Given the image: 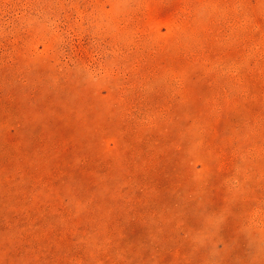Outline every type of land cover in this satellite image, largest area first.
Instances as JSON below:
<instances>
[{"label": "rangeland", "instance_id": "374dc122", "mask_svg": "<svg viewBox=\"0 0 264 264\" xmlns=\"http://www.w3.org/2000/svg\"><path fill=\"white\" fill-rule=\"evenodd\" d=\"M0 264H264V0H0Z\"/></svg>", "mask_w": 264, "mask_h": 264}]
</instances>
